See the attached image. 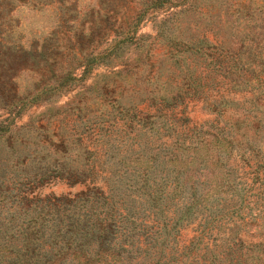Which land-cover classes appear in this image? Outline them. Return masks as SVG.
I'll list each match as a JSON object with an SVG mask.
<instances>
[{
    "label": "rangeland",
    "instance_id": "374dc122",
    "mask_svg": "<svg viewBox=\"0 0 264 264\" xmlns=\"http://www.w3.org/2000/svg\"><path fill=\"white\" fill-rule=\"evenodd\" d=\"M0 264H264V0H0Z\"/></svg>",
    "mask_w": 264,
    "mask_h": 264
},
{
    "label": "trees",
    "instance_id": "16d2710c",
    "mask_svg": "<svg viewBox=\"0 0 264 264\" xmlns=\"http://www.w3.org/2000/svg\"><path fill=\"white\" fill-rule=\"evenodd\" d=\"M85 192L78 193L74 196L70 195H65V196H48L43 198H38L37 201H42V204H37V207L39 209V216H52V219H54L55 226H60V229L70 227L73 228L72 226L78 222V220H73L71 217L70 212H74L76 206H77V201L79 198L84 195ZM106 197V196H105ZM46 201V202H45ZM43 202H45L43 204ZM150 202L154 205V207H161L160 203V198H156L155 196L150 200ZM191 204V203H190ZM189 206V207H188ZM187 207L190 208L191 205H188ZM150 208L152 210H158V211H163L161 208ZM181 210V209H180ZM37 211V210H36ZM183 213V211H181ZM120 214L121 216L123 215L121 213H116V212H105L104 215L98 216L97 220L93 222L92 226L93 228L91 229V234L89 231L84 230V238H88L91 241H96L100 244V246H112L113 243L117 241V232H118V225H117V218L116 215ZM182 215V214H181ZM90 225L89 220L86 222L85 227ZM69 231L67 230L63 236L62 239L67 241V242H77L78 240H82V231H78L74 235H69ZM74 233V232H73Z\"/></svg>",
    "mask_w": 264,
    "mask_h": 264
}]
</instances>
